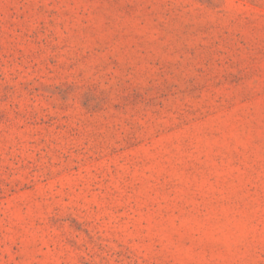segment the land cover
Listing matches in <instances>:
<instances>
[{
    "label": "rangeland",
    "instance_id": "rangeland-1",
    "mask_svg": "<svg viewBox=\"0 0 264 264\" xmlns=\"http://www.w3.org/2000/svg\"><path fill=\"white\" fill-rule=\"evenodd\" d=\"M0 264H264V0H0Z\"/></svg>",
    "mask_w": 264,
    "mask_h": 264
}]
</instances>
